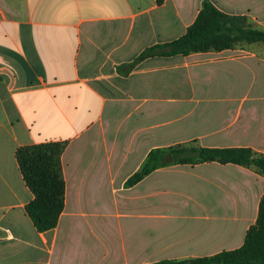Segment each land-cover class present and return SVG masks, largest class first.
<instances>
[{"label": "crops", "instance_id": "crops-1", "mask_svg": "<svg viewBox=\"0 0 264 264\" xmlns=\"http://www.w3.org/2000/svg\"><path fill=\"white\" fill-rule=\"evenodd\" d=\"M206 1L264 16V0H0V264H155L244 245L264 197L254 168L170 165L126 187L155 149L264 154V51L132 67L186 34ZM51 142L67 143L66 203L40 233L16 153Z\"/></svg>", "mask_w": 264, "mask_h": 264}, {"label": "trees", "instance_id": "trees-1", "mask_svg": "<svg viewBox=\"0 0 264 264\" xmlns=\"http://www.w3.org/2000/svg\"><path fill=\"white\" fill-rule=\"evenodd\" d=\"M156 1L160 5L166 0ZM256 43L264 44V30L249 25L245 16L225 13L206 1L186 34L170 43L147 48L132 67L151 57L188 56ZM66 147V142H51L23 146L16 153L23 179L34 195L25 210L40 233L55 229L65 210L66 181L62 156ZM207 162L254 168L264 176V154L251 148L210 149L198 148L192 144L177 145L150 151L143 167L128 179L126 187L137 185L162 167L194 166ZM155 264H264V197L260 203L257 222L249 229L241 248L214 256L184 261L166 260Z\"/></svg>", "mask_w": 264, "mask_h": 264}, {"label": "rangeland", "instance_id": "rangeland-1", "mask_svg": "<svg viewBox=\"0 0 264 264\" xmlns=\"http://www.w3.org/2000/svg\"><path fill=\"white\" fill-rule=\"evenodd\" d=\"M244 16L247 18V23L249 25L253 26L254 28L264 30V16H262V15L256 16L254 14H246ZM239 46L247 47L251 50H255L256 52L264 51V44L263 43L243 44V45H239ZM257 153H259V152H257ZM259 154H262V153H259ZM105 200L108 201L107 198Z\"/></svg>", "mask_w": 264, "mask_h": 264}]
</instances>
